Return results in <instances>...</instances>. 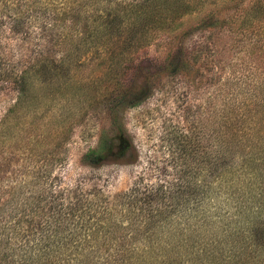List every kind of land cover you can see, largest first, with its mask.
<instances>
[{
    "label": "rangeland",
    "instance_id": "1",
    "mask_svg": "<svg viewBox=\"0 0 264 264\" xmlns=\"http://www.w3.org/2000/svg\"><path fill=\"white\" fill-rule=\"evenodd\" d=\"M126 1L134 0H118ZM98 2L93 0L91 8ZM184 2L191 10L173 23L167 19L158 25L146 43L128 44L126 38L132 31L127 25L125 36L107 48L100 43L83 44L71 28L65 31L72 39L60 44L55 41L58 45L50 41L61 30L54 26L33 30L28 22L21 21L23 31L14 32L15 24L6 16L7 11L1 10L2 239L7 236L11 242L24 245L45 235L43 229L54 219V206L68 195L74 200V195L85 196L86 201L100 205L131 189L140 179L149 185L175 183L189 170L188 177L202 193L188 196L195 213L175 217L177 220L173 217L171 224L180 220L193 226L206 222L212 224L210 228L232 227L236 212L243 206L242 211L249 208L238 173L233 172V178H227L223 185L212 187L203 161L213 135L225 139L226 112L234 108L239 114L245 109L253 116L238 122L248 126L245 142L264 149V0ZM210 15L217 19L215 27H201V19ZM174 27L178 29L172 33ZM182 30H188V35H179ZM180 47L187 57L184 62L191 68L189 73L151 72L154 63L163 62ZM38 51L45 53L43 59L56 62L44 75L37 73ZM60 56L65 62H60ZM143 74L149 78L144 82L148 97L137 106L125 108L122 115L136 160L98 168L86 166L82 156L97 146L102 130L110 127V97L124 93L118 84H131V93L126 95H133L144 88ZM21 76L28 84L24 94H19L16 83ZM255 100L258 111L253 114L249 110H253ZM55 227L51 226L47 234L53 236Z\"/></svg>",
    "mask_w": 264,
    "mask_h": 264
},
{
    "label": "trees",
    "instance_id": "2",
    "mask_svg": "<svg viewBox=\"0 0 264 264\" xmlns=\"http://www.w3.org/2000/svg\"><path fill=\"white\" fill-rule=\"evenodd\" d=\"M51 1L55 0H0V19L3 17L1 10H6L17 33L23 31L21 21L28 22L33 30L46 26L61 29L50 39L54 45L55 41L59 44L69 42L72 35L65 30L71 28L81 36L83 44L100 43L107 48L109 44L115 46L114 42L125 36L127 31H123L127 30V25L132 31L126 38L128 44L139 46L152 37L158 25L167 19L173 23L191 10L184 0L124 3L100 0L94 9L91 8L93 0H59L57 5H52ZM201 21V27L213 28L217 19L210 15ZM175 27L171 28L172 33L178 29ZM188 32L182 30L179 35L185 37ZM24 34L29 32L24 31ZM44 54L38 51V75H44L56 63L43 59ZM115 55L112 51L111 57ZM60 58L61 63L65 62L64 56ZM186 58L184 49L177 48L163 62L154 63L151 72L189 73L191 68L184 62ZM24 78L21 76L20 83L16 82L19 94L27 90ZM146 79L145 75L143 89L128 96L131 84H118L124 93L110 97L107 110L110 127L107 131L102 130L97 146L82 156L86 166L98 168L107 164H130L136 160L135 147L122 124V115L125 108L137 106L148 97ZM258 103L255 100L253 110H249L253 114L258 111ZM261 113L264 114V110L261 109ZM252 117L245 109L241 114L237 108L227 110L223 124L225 139L213 135L203 161L211 185H223L227 178H233V172L242 178L241 188L246 191L249 208L242 211L243 206L236 212L234 226L210 228L212 224L206 222L193 226L180 220L177 225L171 224L173 217L195 213L194 208L189 207L188 196L202 193L189 178L192 172L189 170L175 183L149 185L140 179L131 189L100 205L86 201L85 196L74 195V200L68 195L67 200L54 206V219L43 229L48 232L51 226H57L53 236L46 232L24 245L11 242L7 236L5 240L0 237V264H195L193 262L203 261L206 264H264V149L258 145L250 147L244 138L248 126L238 124ZM261 132L264 133L263 128Z\"/></svg>",
    "mask_w": 264,
    "mask_h": 264
}]
</instances>
